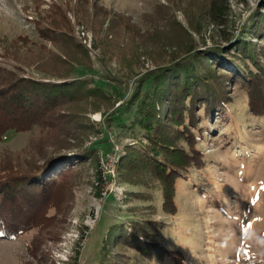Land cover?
<instances>
[{
    "label": "trees",
    "instance_id": "trees-1",
    "mask_svg": "<svg viewBox=\"0 0 264 264\" xmlns=\"http://www.w3.org/2000/svg\"><path fill=\"white\" fill-rule=\"evenodd\" d=\"M171 1L159 3L154 9L162 10L160 13L168 18L167 12L180 5L174 2L171 6ZM203 1L182 0L181 12L186 25L169 15L172 25L168 32L181 30L167 42L171 44L168 58L156 60L154 68L140 74L135 87L116 110H109L117 102L112 91L94 79L73 75L78 66H88L89 60L86 48L72 33L73 24L67 12L73 14L76 23L85 24L93 32L101 54H114L127 62L148 54L147 49L139 50L145 41L139 43L136 39L144 34L139 32L129 14L105 6L99 0H52L47 8L39 9L35 5V14L28 15L35 24L36 37L27 33L14 36L0 33V139L8 130H27L35 125L42 134L21 153L29 149L35 153L34 143L43 147L42 138L50 143L41 160H29L13 169L4 163L0 169V236L15 238L35 227L40 222L39 214L56 206L45 193L57 183L52 178L54 174L47 177L49 169L50 173L57 172L69 161L67 152L61 153V148H75L81 167L87 159H92L100 180L96 146L82 148V144L75 142L77 148L73 147L67 135L68 124L77 122V115L89 108L86 105L101 111L105 127L115 125L132 139L116 158L115 168L121 181L154 189L159 194L160 207L175 216L180 207L177 195L185 192L186 198L198 205L197 215L202 217L194 222L182 221L184 226L188 225V230L195 229L194 226L204 228L203 233L212 231L211 226L207 228L205 216L214 213L212 207L225 210L227 198L218 190L217 194L213 192L217 178L211 176V163L225 161V158L206 149L203 140L220 139L222 147L230 153L228 159L242 168L244 165L238 161L241 158L238 155L246 153V158H256L263 149L253 128L264 121V10L260 9L264 8V1L248 14L236 34L226 29L228 1L209 0L208 5ZM196 5H200L199 9H194ZM150 15L154 17L153 13L142 12L139 18L146 24L152 22ZM205 18L219 26L220 39L228 41V45H197L193 34L201 32ZM233 84L236 92L232 90ZM240 95L241 98L236 99ZM99 105L105 106L103 110ZM214 114L223 122L216 135L212 134L211 127ZM96 124L90 121V130H101V122ZM69 126L76 133L83 130L82 124L76 129ZM57 128L65 131L67 144H52V140H48ZM60 162L62 167H59ZM67 168L66 173L72 169ZM15 186L27 187L31 196L17 199ZM193 187L198 191L194 192ZM144 197L150 198V195ZM207 203L216 206L205 205ZM39 208L35 217V210ZM163 225L161 220L141 213L130 222L121 221L111 226L108 236L112 242L116 239L118 247L122 243L135 253L129 254L132 259L129 262L127 257L120 260V252L110 249L105 251L104 256L109 257L106 261L102 257L101 264H187L191 259L201 264V248L198 250L197 246L187 243L184 250V244L169 246L157 242L155 236L161 233ZM36 236L28 248L30 251L35 247ZM214 244L204 245L203 251H215L210 250ZM121 253L127 254V250Z\"/></svg>",
    "mask_w": 264,
    "mask_h": 264
},
{
    "label": "rangeland",
    "instance_id": "rangeland-1",
    "mask_svg": "<svg viewBox=\"0 0 264 264\" xmlns=\"http://www.w3.org/2000/svg\"><path fill=\"white\" fill-rule=\"evenodd\" d=\"M51 1L0 0V33L7 36L27 33L32 38L36 37L35 24L32 19L28 18V15L35 14V5H38L39 9H43L47 8ZM166 1L99 0L105 6L129 14L139 32L144 34L138 35L136 41L139 43L145 41L139 50L147 49L148 54L139 55L136 59L131 58L128 62L114 54L110 56L105 53L101 54L93 32L85 24L76 23L73 14L70 11L67 12L73 24L72 33L77 41L86 48L89 60V67L78 66L73 75L94 79L103 85V88L112 91L117 96V102L115 101L114 107L109 110L113 108L116 110L120 106L118 104L126 100L135 87L140 74L154 68L156 60L168 58L170 52L167 50L171 44L167 42L171 40V37L177 36L181 30L179 28L178 32H168L172 25L168 18L176 17L175 19L182 25L187 24L184 13L181 12L182 0L171 1V6H174V2H180V5L179 8L175 7L174 10L171 8L167 12L168 18L160 13L162 10L154 9L159 3ZM227 1L230 11L226 29L229 33L236 34L248 14L257 6H262L264 0ZM203 2L208 5L209 0ZM199 7L200 5H196L194 9H199ZM260 9L264 10L262 7ZM142 12L153 13L154 17L150 15V18H153L152 22L142 23L139 18ZM202 21L205 23L201 25V32L193 34L197 45L202 47L210 46L213 43L228 45V41L220 39L218 25L206 18ZM155 29L156 31H154ZM31 71L35 73L34 70ZM231 87L234 91L235 84ZM236 94L239 95V93ZM238 98H241V95L236 99ZM86 106L91 107V105ZM99 106V109L105 107ZM89 108L77 115V122L74 120L68 124L67 135L69 143H73V147L77 146L75 142L82 144V148L92 144L96 146L100 180L97 178L92 159H87L81 167L78 165L80 160L76 155L78 151H75V148H61V153L67 152L69 161L64 162V166L60 162L62 165L59 167L63 166L64 168L57 172L50 173L49 169L47 174L50 175L47 177L51 178L54 174L52 178L56 181L54 182L53 179L50 181L57 183L48 193H45L49 201H52L56 206L49 207L47 212L43 211L41 214H39L40 208L35 210V217L39 214L40 222L35 227L21 232L15 238L0 236V264H101L102 257L103 261L109 257V255H104L105 251L110 249L113 252H120V260L127 257V260L132 262V259H129L131 257L129 254L133 252V249L122 243L118 247L116 244L119 241L115 239L112 242L108 233L111 226H115L121 221L130 222V220L138 218L141 213L148 214L153 219L165 223L161 233L155 236L157 242L169 246L184 244V250L187 249V243L197 246L198 250L201 248V264H264V121L261 126L253 128L258 136V144L263 146L259 155L256 158H246L248 157L246 153L243 156L238 155L241 157L238 158V161L243 162L244 168L237 166L234 160L228 159L230 153L222 147L220 139L203 140L206 149L214 155L225 158V161L217 160L216 163H211L213 169L211 176L217 178V184L213 185L214 194L215 192L217 194L218 190L221 195L224 194L227 198L224 203L226 204L225 210L212 207L211 211L214 213L205 216V219L208 218L207 228L211 226L212 231L203 233L205 232L204 228L194 226L193 230L196 231H193L188 230V225L184 226L183 222H194L202 217V215H197L200 212L198 205L186 198L185 192H180L177 195L180 207L178 215L175 216L176 214L166 213L160 207V197L154 189L134 182L121 181L115 168L116 158L123 152V146L129 144L132 139L124 131L118 129L114 125L115 123L111 128L105 127L101 111L95 110L94 106L93 109ZM90 121L97 123L96 126H98V122H101L102 131L90 130ZM80 124L83 125V130L78 131L79 133L69 126L76 129ZM222 125L223 122L219 115L214 114L211 120L212 134H218ZM36 127L34 125L32 129L6 131L3 138L0 139V169L4 163L5 166L13 169L29 160H41L44 157L50 144L44 138H42L43 147L34 143L35 153L30 149L25 154L21 153V150L32 143L38 134H42V131ZM64 133L65 131L57 128V131L51 135V139H47L52 140V144L55 142L56 144H67ZM204 143L201 144L204 146ZM234 154L232 152L233 156ZM67 166L72 167L68 173H66ZM76 168L81 170L77 171ZM212 181L213 179L210 182L212 183ZM205 182L208 181L205 179ZM14 188L17 199L31 196V191L27 187L15 186ZM193 190L196 192L198 188L193 187ZM39 191L38 188L35 190L36 193ZM146 195H150V198L144 197ZM156 204L157 206L153 207ZM205 205L214 204L207 203ZM229 211L230 213H228ZM43 216H45L44 219ZM35 234L37 235L35 247L30 251L28 248L33 244ZM190 236L193 238L187 239ZM212 241L215 244L210 250L215 251H203L204 245L207 247L213 245L210 243ZM115 245L117 247H113ZM124 250H127V254L121 253ZM114 255L115 253L110 257ZM134 264H140V262ZM187 264L195 263L191 259L187 261Z\"/></svg>",
    "mask_w": 264,
    "mask_h": 264
}]
</instances>
